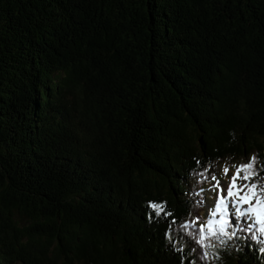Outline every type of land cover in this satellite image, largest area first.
Wrapping results in <instances>:
<instances>
[{
    "label": "trees",
    "instance_id": "obj_1",
    "mask_svg": "<svg viewBox=\"0 0 264 264\" xmlns=\"http://www.w3.org/2000/svg\"><path fill=\"white\" fill-rule=\"evenodd\" d=\"M249 153L264 0H0V264H264L180 227L208 219L193 170Z\"/></svg>",
    "mask_w": 264,
    "mask_h": 264
},
{
    "label": "snow or ice",
    "instance_id": "obj_2",
    "mask_svg": "<svg viewBox=\"0 0 264 264\" xmlns=\"http://www.w3.org/2000/svg\"><path fill=\"white\" fill-rule=\"evenodd\" d=\"M200 165V161H196ZM212 164L200 171L193 170V175L197 176V183H209L211 187L207 191L213 192L214 206L209 210L208 219L205 224H201L197 229L199 217L193 220L185 221L180 227L188 234L189 229H196L195 242L203 249L201 259L208 260L212 255L208 249L215 247L212 240H220L223 242L225 238L232 240L233 238H242L245 234H249L250 238L255 240L257 235L264 238V177L260 176V170H264V166L257 167V157L253 156L247 164L233 165L235 171L232 172L228 165L222 168L225 177H228L227 188L221 186V181L217 175L212 172ZM211 175L209 176V174ZM204 188L193 190L190 196L196 198L194 203L203 205ZM146 207L150 209L149 219L167 218L172 213L167 210L166 203L149 202ZM231 208V212H229ZM235 219V224L231 222ZM175 224L176 221L171 222ZM171 225L167 233L171 241ZM208 241V243H205ZM175 243V242H173ZM176 251L183 252L182 247H177Z\"/></svg>",
    "mask_w": 264,
    "mask_h": 264
},
{
    "label": "rangeland",
    "instance_id": "obj_3",
    "mask_svg": "<svg viewBox=\"0 0 264 264\" xmlns=\"http://www.w3.org/2000/svg\"><path fill=\"white\" fill-rule=\"evenodd\" d=\"M254 155L252 154H248L244 157H238L237 159H234V160H221V161H217L215 163H213V167H212V172H214L217 177L220 179L221 181V186L223 188H227V185H228V177H225L223 172H222V168L225 166V165H228L231 169V171L229 172V176H231L232 172L235 171V168L232 167L233 165H242V164H247L249 162V160L253 157ZM257 166H258V162H257ZM211 175V173L209 174V176ZM263 177V176H262ZM197 187L199 188H204L205 189V192L203 193V198L205 200V203L202 205L203 208H204V212L207 211V208L210 210L213 206H214V193L213 192H210V191H207V189H209L211 187V185L209 183H203V185H197ZM198 188V189H199ZM196 189V188H195ZM196 189V190H198ZM231 210V208H230ZM207 213V212H206ZM209 215V214H208Z\"/></svg>",
    "mask_w": 264,
    "mask_h": 264
}]
</instances>
